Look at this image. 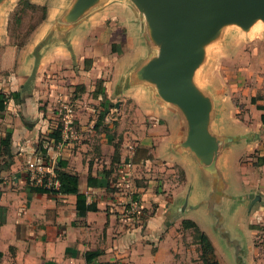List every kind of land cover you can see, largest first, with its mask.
Listing matches in <instances>:
<instances>
[{
	"label": "crops",
	"instance_id": "obj_1",
	"mask_svg": "<svg viewBox=\"0 0 264 264\" xmlns=\"http://www.w3.org/2000/svg\"><path fill=\"white\" fill-rule=\"evenodd\" d=\"M20 1L0 2V49L6 52L1 68H12L10 71H0V90L19 92V99H9L7 109L0 111V125H7L4 126L5 130H0V138L7 133L12 134L7 153L12 164L0 168V264H204L200 255L198 259L192 257L194 253L187 246L172 242V230L164 227L163 215L168 204L160 205L163 222H149L154 229L145 230L143 223L124 224V217L118 218L116 214L123 209L122 206L111 197L101 199L105 191L103 183H108V177L99 169L96 161L84 163L80 152L74 153L70 159L64 157L63 160L68 161L65 170L79 176V189L88 194L89 201L93 198L98 200L97 211H89L86 216L78 215L76 194L48 195L31 191L26 178L27 166L25 171L21 167L23 160H34L31 156L32 143L41 122L45 120L40 107L53 99L46 82L56 81L52 77L63 82L66 80L63 78L66 67L84 64L87 58H93V51L97 47L91 42L100 45L99 48L110 44L108 52L112 51L114 43L119 45L122 42L115 61H110L112 74L106 77L100 73L98 77H104L109 97L115 87H121L116 95L120 97L116 107L136 108L138 119L149 117L153 120L147 131H131L136 139L127 142L130 147L114 145L111 150V153H115L117 148L119 150L118 158L111 161H125L133 168L125 169L128 170V183L134 185L139 198L138 202L132 200L133 206L149 207L152 195L157 197L153 187L159 184L161 190L171 192L170 206L186 208L180 216L181 221L192 220L209 235L220 264H239L236 254V260L228 259L219 249L195 215L200 209H208L203 200L209 196L214 184L196 152L182 145L187 138L185 110L170 100L159 98L153 81L145 79L132 83L138 70L156 58L160 51V44L150 36L147 19L135 1L98 0L79 20L62 28L57 23H64L63 18L76 0H28L36 5L47 4L48 12L32 30L28 41L18 46L10 43L9 25ZM9 52L13 54L10 57ZM93 66L92 63L90 68L84 67L85 71L91 73ZM5 84H10V87ZM34 113L40 116L38 120L41 121L32 120ZM262 113L264 110L260 117ZM261 123L264 125L263 121ZM258 126H247L246 129L239 126L237 129L241 128L240 131L227 133H251L253 137L223 144L215 160L226 181V192L234 195L253 193L252 204H258L259 210L262 209L264 213V176L261 173L264 170V127L258 130ZM213 133L224 134L220 131ZM138 147L148 149L151 157L134 161ZM236 147L240 153L233 164L230 153ZM252 150L258 153L257 167L247 168L246 171L252 174L245 176V172H242V155ZM230 166L238 180V186H233V191L228 190L230 181L226 175ZM123 168L119 169L122 173L119 176L121 187L124 182ZM90 177L96 180L94 185L89 184ZM144 177L148 185L140 187L138 181ZM224 202L230 203L227 197L221 203ZM255 221L247 222L246 237L239 241L247 264H264V235L258 234L259 229L254 226L258 222ZM146 236L157 239L155 248L150 245L144 247ZM20 240L25 242V247L18 246ZM11 245L15 246L14 253L10 251ZM90 250L102 252L88 261L85 253Z\"/></svg>",
	"mask_w": 264,
	"mask_h": 264
},
{
	"label": "rangeland",
	"instance_id": "obj_2",
	"mask_svg": "<svg viewBox=\"0 0 264 264\" xmlns=\"http://www.w3.org/2000/svg\"><path fill=\"white\" fill-rule=\"evenodd\" d=\"M47 12V4L35 5L20 1L10 20V43L21 46L27 42L32 30L46 17ZM91 44L97 47L96 51H93L96 54L94 53V57L91 59V64L94 65L91 73L85 71V68L91 66L90 61L85 60L84 64L66 67L65 75H63L66 80L63 82H59L56 77L52 76L56 81L49 80L46 82L48 84L47 89L52 94L53 99H49V102H45L40 107L44 111L45 120L41 122L39 132L34 137L32 158L43 159L49 164L57 166L64 157L70 159L74 153L80 152L84 163L96 161L100 166L99 169L108 177V183L106 181L103 183L106 192L102 193L101 199L105 200L111 197L122 206L123 209L116 214H118V218L124 217V224L143 223L145 230L154 229V227L149 226V222L153 224L163 222V211L160 205L168 204L163 215L165 217L164 227L167 226L168 229L170 227L172 230L174 234L172 242L177 241L179 246H187L194 253L193 258L198 259L197 256L200 255L204 264H208L212 258V251L201 240L196 228L184 220L181 221L182 217L177 216L173 207L170 206L172 202L171 192L161 190L162 187L159 184L154 185L153 192L157 194V197L152 195L149 199L152 204L149 207L140 208L139 205L134 207L132 204L133 201L138 202L139 198L134 185L128 183L126 176L128 170L124 172L123 186L119 185L122 182L119 180V176L122 174L119 169L128 167L133 170V168L127 166L125 161L124 163L121 160L117 163L113 162L115 157V153H111L113 146L124 144V147H130L127 142L136 139L131 131L137 130L139 132L141 130L143 132L150 127L153 120L149 117L143 120H141L142 118L138 119L136 108L116 107L117 100L120 99L116 96L118 91L120 92L118 86L115 87L111 97H109L106 91L107 87L104 85V77L101 79L98 77L100 73L106 77L112 74L110 61H115L116 52L122 42H119V45L114 43L115 46L109 52L108 46L110 44L103 45L101 48L98 44L92 42ZM11 55L13 54L9 52V57ZM5 58L6 52L0 49V71L12 69L9 67L2 70V61ZM193 76V84L209 101L207 121L210 130L213 132H235L240 131L243 127L246 129L247 126L256 128L257 123L259 124L257 129L261 130V127H264L260 117L263 110L257 105L264 102V17L261 14L258 15L247 27L237 21L221 23L214 34L204 43L203 53ZM104 89L107 94L97 93V90ZM253 97L256 102L252 101ZM37 116L34 113L32 120L41 121L38 120L40 116ZM4 126L7 127L5 124L0 125L1 131L5 130ZM239 126L242 127L237 129ZM55 131L60 132L61 138L62 135H67L65 144L60 148L53 139L52 134ZM71 131H73L72 135ZM127 131H129L128 136L126 135ZM103 145L105 146L103 147ZM43 148L48 150L47 153L43 152ZM7 153L0 146V168L12 164ZM239 153L237 147L234 152L230 153L233 164L235 160H238ZM244 154L242 155V172H245V176H249L252 173L246 170L254 166L257 167L258 153L252 150ZM142 156H144V152H139V157ZM106 161L108 162L106 163ZM27 165L28 159L23 160L21 169L25 171ZM71 166L75 167V165ZM24 171L23 173H25ZM228 171L226 174L230 181L228 190L233 191L235 188L233 186H238L237 174L234 175L232 166L229 167ZM261 173L264 176V170ZM1 180L3 181L4 178ZM138 185L140 187L148 185L147 179L145 177L140 179ZM119 188L122 189L119 190ZM242 197L241 200L245 205L241 207L225 202L221 206L216 204V208H220L225 216V225L230 230V234L233 238L245 239L247 222H256L255 220H257L258 224L254 226L259 229V235H264L263 210H259L258 204H251L253 198L250 195H243ZM195 215L199 219L200 225L212 236L219 249L228 256V259H235V248L228 245L217 228L216 216L210 214L207 209H200ZM174 217L175 219H172ZM156 240L146 236L143 245L145 248L149 245L155 248ZM18 243L20 248L26 246L25 242L21 240ZM14 248L15 246L11 245V253H14Z\"/></svg>",
	"mask_w": 264,
	"mask_h": 264
},
{
	"label": "water",
	"instance_id": "obj_3",
	"mask_svg": "<svg viewBox=\"0 0 264 264\" xmlns=\"http://www.w3.org/2000/svg\"><path fill=\"white\" fill-rule=\"evenodd\" d=\"M97 1L76 0L63 18L64 23L58 22L57 25L66 28L70 23L79 20L86 10ZM134 1L141 14L146 17L150 26V36L159 42L160 51L156 58L138 70L132 83L145 79L153 81L159 98L170 100L185 110L187 115V138L182 145L188 146L196 152L201 163L213 178V190L203 202L208 206L209 213L216 216L217 228L228 242V238L218 227V214L222 215L223 225L229 236L240 244L242 259L245 262L243 247L239 239L233 238L230 234V230L225 225V216L220 208H216V204L218 203L221 206L223 198L227 197L231 205L238 206L240 204L241 207V205H245L241 200L243 195H250L252 198L254 196L253 193L240 195L227 193L226 181L216 164L215 157L223 144L243 138L251 139L253 134L227 135V132L224 131H222L224 134H214L210 130L207 121L209 101L193 84V75L200 62L204 43L214 34L218 26L226 21H237L243 26H249L258 15L261 14L264 17V0ZM119 88L121 89L120 86H118V90ZM234 136L240 137L229 141L221 140V137ZM216 170L219 171L224 181L221 186L216 184ZM252 201L253 199L251 204ZM176 207V210L180 209L181 215H183L186 208ZM176 210L175 213H177ZM228 245L235 248L237 259L236 243H228Z\"/></svg>",
	"mask_w": 264,
	"mask_h": 264
},
{
	"label": "trees",
	"instance_id": "obj_4",
	"mask_svg": "<svg viewBox=\"0 0 264 264\" xmlns=\"http://www.w3.org/2000/svg\"><path fill=\"white\" fill-rule=\"evenodd\" d=\"M21 1H26L28 4L30 3L28 0H21ZM32 4V3H30ZM36 5V4H35ZM92 58H87L86 61H90V64L92 62L91 60ZM90 66H88L89 68ZM7 85V87H10V84H5ZM79 87V86H77ZM76 87V88H77ZM84 89H85V86H84ZM98 94L99 93H102V94H105L106 91L105 89L104 90H97ZM107 94V93H106ZM19 99V92L18 91H10V92H6V91H3V90H0V111H4L7 109L8 107V101L9 99ZM252 101L253 102H256V99L253 97L252 98ZM258 108L264 110V102L263 104H258L257 105ZM262 121L264 123V113H262ZM53 139H54V142L55 143H58L62 138H61V134L59 131H55L53 132ZM11 137H12V134L11 133H7L4 137H1L0 138V146H2L5 151H9V147H10V143H11ZM240 136H234V137H221V140H224V141H229L231 139H238ZM44 153H47V149L46 148H43L42 149ZM139 152H144V156L142 157H139ZM119 153V150L118 148L116 149V152H115V157H114V160H116L118 158V154ZM151 157V154L149 153V150L146 149V148H136V153L134 155V161H140L142 158H150ZM67 164H68V161L67 160H61L58 164V167H56V171H57V174H58V177L61 181V187L58 191H56L55 193H51V191L49 190H46V189H43V188H39V187H33V186H30V189L31 191L33 192H36V193H39V194H48V195H51V194H57V193H62V194H76L77 196V203H76V209H77V213L78 215L80 216H86L87 213L89 211H97L98 210V200L96 198H93L91 201H89V196L88 194L86 193H83L80 191L79 189V176L77 174H74V173H71L67 170H65V168L67 167ZM26 178H27V174H26ZM216 184L218 185H223L224 184V181L219 173L218 170H216ZM93 180V178H89V184L90 185H94L96 183V180L94 181H91ZM219 187V186H218ZM220 188V187H219ZM221 189V188H220ZM174 210L177 209L176 206H172ZM212 207V206H211ZM177 211V216L181 215V210L178 209L176 210ZM172 219H175L172 218ZM184 222L190 224V226H193L196 228L197 232L199 233L200 235V238L201 240L204 242V244L206 245V247L208 249H210L212 251V258L210 261H208V264H220V261L218 260V258L216 257V253H215V248H214V245L209 237V235L203 231L194 221L192 220H184ZM218 227L220 228V230L222 231V233L228 238V243L230 244H234L236 243V250H237V259H238V262L240 264H246L243 259H242V248L240 247V244L238 243L237 240L235 239H232L230 236H229V233L227 231V229L225 228V226L223 225V217L221 214H218ZM101 250H90V251H87L85 253V258L90 261L96 257H98L100 254H101ZM2 256V252H0V257Z\"/></svg>",
	"mask_w": 264,
	"mask_h": 264
},
{
	"label": "built area",
	"instance_id": "obj_5",
	"mask_svg": "<svg viewBox=\"0 0 264 264\" xmlns=\"http://www.w3.org/2000/svg\"><path fill=\"white\" fill-rule=\"evenodd\" d=\"M69 123V122H68ZM72 129V127H71ZM73 131H71L72 135ZM67 135H62V139L57 143L60 148L65 144ZM130 163L127 164V166ZM124 172L126 167L123 168ZM27 183L33 187H39L55 193L61 187L55 164H49L43 159L30 160L27 165ZM59 194V193H57Z\"/></svg>",
	"mask_w": 264,
	"mask_h": 264
}]
</instances>
